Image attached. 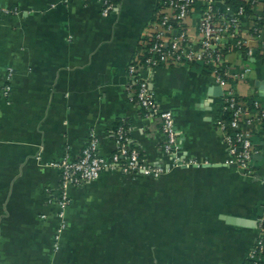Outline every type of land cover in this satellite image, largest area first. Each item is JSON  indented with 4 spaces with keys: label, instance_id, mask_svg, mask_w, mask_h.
I'll return each mask as SVG.
<instances>
[{
    "label": "crops",
    "instance_id": "crops-1",
    "mask_svg": "<svg viewBox=\"0 0 264 264\" xmlns=\"http://www.w3.org/2000/svg\"><path fill=\"white\" fill-rule=\"evenodd\" d=\"M0 0V264H242L264 206V156L253 176L231 164L217 127L223 90L192 66L142 71L174 119L177 167L163 153L160 124L126 91L128 67L155 21L158 0ZM200 5L191 13L198 25ZM264 0L241 19L245 50L226 59L238 98L264 103ZM11 92L4 96L8 72ZM244 75V78L239 77ZM238 77V78H237ZM160 178L105 171L71 186L60 238V170L91 137L110 159L115 127ZM259 132V131H258ZM254 142L264 146V134ZM228 220H234L230 222Z\"/></svg>",
    "mask_w": 264,
    "mask_h": 264
},
{
    "label": "built area",
    "instance_id": "built-area-1",
    "mask_svg": "<svg viewBox=\"0 0 264 264\" xmlns=\"http://www.w3.org/2000/svg\"><path fill=\"white\" fill-rule=\"evenodd\" d=\"M119 1V0H118ZM255 5L258 0H246ZM102 15L108 17L118 8L114 0H102ZM200 5L201 18L198 25L190 24L191 13ZM230 9L222 0H158V12L154 22L149 24L142 39L148 49L144 58H134L128 67L129 83L126 91L129 100L138 106L147 119L156 120L164 135L163 153L173 159L177 167L186 166L179 156V144L174 119L170 112L162 111L153 98L149 81L142 71L159 67H179L201 64L207 66L216 84L223 90L221 110L230 113V120H217V127L223 133V140L230 156L231 164L237 166L246 176L256 172V158L261 154L254 142L256 133L264 122V103L253 97L251 101L238 98L232 84L229 68L226 64L228 55L245 50L246 56L252 57L246 37L241 33V19L246 16L240 7L233 17L228 16ZM1 13H10L3 12ZM253 29L254 36L260 32L258 18ZM141 43V42H140ZM12 71L8 72L4 96L11 92ZM238 78V77H237ZM244 78V75L239 77ZM231 130V133L228 132ZM129 129L118 128L115 135L116 149L110 159L99 153L98 141L91 137L77 160L64 158L55 164L60 170L59 219L61 226L57 235L65 229V211L70 205L69 188L91 183L105 171H116L124 175L149 176L160 178L168 172L155 167L140 156V153L128 148ZM264 185V180H262ZM258 235L246 261L249 264H263L264 253V214L257 220ZM248 264V263H247Z\"/></svg>",
    "mask_w": 264,
    "mask_h": 264
},
{
    "label": "trees",
    "instance_id": "trees-1",
    "mask_svg": "<svg viewBox=\"0 0 264 264\" xmlns=\"http://www.w3.org/2000/svg\"><path fill=\"white\" fill-rule=\"evenodd\" d=\"M114 1L118 3V0H114ZM222 1H223L224 6H226V7H228L230 9L229 10L230 12L228 13V16L233 17L240 7H243L245 9V14L246 15H251L252 14V8H253L254 5L251 2H248L246 0H222ZM261 24H262V22H261ZM146 49H148L147 38H146V40L141 41V43L139 44V46H138V48L136 50V53L134 55V58H136V57H138L140 59L144 58L145 55H146V52H144V51ZM190 66L202 69L203 72H205L207 74H210L209 73V69H208L207 66H204V65H201V64H193V65H190ZM252 98L253 97H249V98H245V99H242V100L251 101ZM221 105H222V102H221ZM221 105H220V109H219L218 119H223V120H226V121L230 120V113L229 112H223L221 110ZM120 127L124 128V129L126 128V130L129 129L128 124L126 122H124V121H120V122L117 123V125L115 127V131L118 128H120ZM228 132L231 133V130L228 129ZM258 133H259V135L264 134V122L262 123L261 129H260V131ZM128 137H129V134H128ZM128 148L130 150H132V149L137 150L140 153V156L141 157L143 156L142 152L139 151L134 145L128 143ZM258 148L260 149L261 154L256 158V160L261 159L264 156V146H258ZM263 214H264V206L261 207V214L259 215V217L262 216ZM263 258H264V253H263ZM247 263L249 264V261L245 260V262L242 263V264H247ZM263 264H264V260H263Z\"/></svg>",
    "mask_w": 264,
    "mask_h": 264
},
{
    "label": "water",
    "instance_id": "water-1",
    "mask_svg": "<svg viewBox=\"0 0 264 264\" xmlns=\"http://www.w3.org/2000/svg\"><path fill=\"white\" fill-rule=\"evenodd\" d=\"M228 221H230V222H234V220H228Z\"/></svg>",
    "mask_w": 264,
    "mask_h": 264
}]
</instances>
